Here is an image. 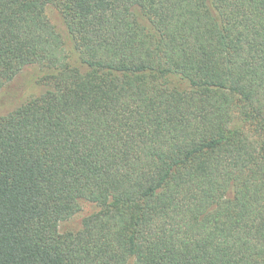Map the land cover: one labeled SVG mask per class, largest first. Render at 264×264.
Segmentation results:
<instances>
[{"label":"trees","instance_id":"16d2710c","mask_svg":"<svg viewBox=\"0 0 264 264\" xmlns=\"http://www.w3.org/2000/svg\"><path fill=\"white\" fill-rule=\"evenodd\" d=\"M31 66L0 264H264V0H0V92Z\"/></svg>","mask_w":264,"mask_h":264},{"label":"rangeland","instance_id":"374dc122","mask_svg":"<svg viewBox=\"0 0 264 264\" xmlns=\"http://www.w3.org/2000/svg\"><path fill=\"white\" fill-rule=\"evenodd\" d=\"M52 18L58 24V19L55 16ZM40 73V68L36 66L27 67L4 86L0 92V117L10 114L42 93L43 88L37 81ZM88 211V208H85L84 213ZM82 214L64 223L62 231L78 229L81 226Z\"/></svg>","mask_w":264,"mask_h":264}]
</instances>
